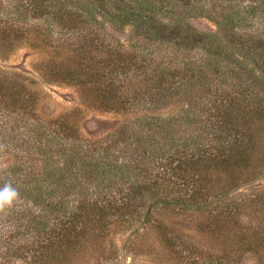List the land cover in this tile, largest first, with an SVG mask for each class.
<instances>
[{"label": "rangeland", "instance_id": "1", "mask_svg": "<svg viewBox=\"0 0 264 264\" xmlns=\"http://www.w3.org/2000/svg\"><path fill=\"white\" fill-rule=\"evenodd\" d=\"M153 1L0 0V75L19 78L28 93L27 104L13 107L17 113L4 120L0 104V186L11 183L18 192L13 205L0 210V264H20L24 249L44 230L86 213L80 204L102 181L97 175L83 178L82 167L94 156L107 155L105 170L114 182L106 184L119 199L129 182L113 178L114 163L145 164L132 160L149 152L139 143L148 123H168L178 143L183 131L198 130L197 111L204 104L218 106L234 95L231 82L262 88L264 101V50L258 43L264 41V0H199L190 6ZM105 9L132 12L138 22L112 19ZM142 11L146 14L138 16ZM61 15H72L70 23L59 22ZM71 62L78 72L86 65L82 84L56 79ZM203 63L208 79L191 80L190 73ZM91 93L111 103L94 105L88 101ZM22 118L31 131L45 129V138L36 142L10 131ZM168 129L161 131L167 135ZM68 164H74L72 171ZM237 185L220 190L213 204L232 213L241 232L219 230L195 206L185 207L181 220L162 222L181 240H174L173 249L150 229L155 219H164L157 211L172 201L165 194H146L145 207L135 216L124 209L113 212L109 200L100 202L106 218L95 222L92 240L100 236L101 244L77 264H236L240 251L234 240L258 224L235 207L248 197L264 201V171ZM158 205L150 214L149 207ZM242 259L264 264L249 250Z\"/></svg>", "mask_w": 264, "mask_h": 264}, {"label": "trees", "instance_id": "2", "mask_svg": "<svg viewBox=\"0 0 264 264\" xmlns=\"http://www.w3.org/2000/svg\"><path fill=\"white\" fill-rule=\"evenodd\" d=\"M168 1L171 0H158L161 5ZM176 1L182 3L183 6H190L199 0ZM45 2L46 0H40L42 4ZM153 2L155 3V0ZM118 11L107 13L105 9L104 14L111 15L110 18L112 19H121L124 23L138 22L134 19L132 12L125 14L126 11ZM118 13L120 14L117 15ZM137 14L139 16V14L145 15L146 13L142 11L137 12ZM121 16L122 18H120ZM69 18L66 19L61 15L57 20L63 22L65 19L66 24H69L72 15H69ZM73 22L78 23L76 19H73ZM258 43L264 50V41H258ZM72 64L73 62L63 66L61 73L55 77L57 80L72 85L82 84L86 77V65L78 72L73 70ZM204 67V63L199 65V68L190 73L189 78L194 81H204L206 79ZM178 72L175 69L172 73ZM166 73L171 75L170 72ZM164 74L160 75L157 80L158 89L164 81ZM231 84L236 85L233 88L234 95L230 98L227 97L222 101L224 104H218V106L216 104L213 106H209V103L204 104L197 111L198 130L193 134H187L183 131L178 143L172 139L171 133H175L169 131L166 126H169L168 123L166 125H161L159 122L147 124L149 126L147 133H145L144 138L140 137L139 143L149 152L144 150L142 155L138 156L136 160H132V162L143 161L145 164L139 166L126 164L119 159L114 163L113 178L119 177L120 180L126 178L129 182L128 189L122 190L119 199H114L115 194L109 189L110 184H113L114 181L111 179L112 174L110 173L109 177L107 170H105L104 158L107 155L98 154V157L94 156L90 165L82 167L83 178L89 181L97 175L101 177L102 181L99 180L95 189L91 190L89 198L82 200L79 209H86V213L84 215L74 213L68 219H59L54 228L44 230L42 236L38 237L29 248L24 249L22 258L20 257V264H77V261H83L84 258L88 259L101 244L100 236L97 240H92L95 222L106 218L107 211L100 202H108L109 200L108 205L113 208L110 209L113 212L124 209L129 216H135L144 209L145 203L141 200L150 193H155V196L159 198L162 196L159 194H165L167 198L172 200L168 203L169 205H162V211L161 209L157 211V214L164 219H155L156 223H150L151 232L159 234L162 242L167 244L170 249L177 248L174 240L180 239L179 236L174 237L172 232H168V227L163 226L162 222L171 223L173 218L180 217L181 220L185 215V207L195 206L201 216L211 221L215 227H219V230L224 229L240 233L241 231H236L239 228L235 220L236 217L223 209L218 210L213 204V200L218 197L220 190L229 187L225 191L227 192L230 188L239 186L237 184L246 180L252 181L263 173L264 101L260 96L262 88L245 87L240 81L231 82ZM25 88L19 78L0 75V104H3L5 108L1 114L3 120L7 115L17 113L13 107H23L25 103L27 104L25 99L28 97V93ZM216 91L218 90L216 89ZM89 95L88 101L94 105L107 106L111 103V100L106 96L103 98L100 97V94L95 93L90 97ZM24 118L15 122L10 131L38 142V139L45 134V129L42 128V133L41 128L39 131H31L32 128L25 127L28 121ZM166 128L169 133L167 135L161 131ZM20 131L22 133L19 134ZM107 150L108 148L103 151ZM73 166L74 164L67 165L68 169H71L69 171L73 170ZM130 177H133L131 181L129 180ZM106 183H109V187ZM256 197L254 199L248 197L235 207L238 212L255 219L258 224L256 228L245 229L246 233H242L241 237L234 240L232 245L240 251L239 253L236 252L238 264H243L242 258L248 250L257 253L264 260V201L258 196ZM158 208H160L159 205L149 207L150 214ZM146 217L148 218L147 213ZM211 224L209 223V225ZM172 252L174 253L173 250ZM261 253H263L262 256Z\"/></svg>", "mask_w": 264, "mask_h": 264}, {"label": "clouds", "instance_id": "3", "mask_svg": "<svg viewBox=\"0 0 264 264\" xmlns=\"http://www.w3.org/2000/svg\"><path fill=\"white\" fill-rule=\"evenodd\" d=\"M17 199L18 192L11 183L0 186V210L11 207Z\"/></svg>", "mask_w": 264, "mask_h": 264}]
</instances>
